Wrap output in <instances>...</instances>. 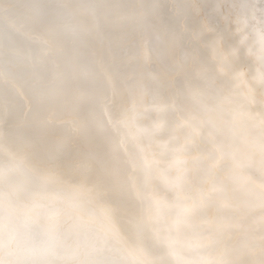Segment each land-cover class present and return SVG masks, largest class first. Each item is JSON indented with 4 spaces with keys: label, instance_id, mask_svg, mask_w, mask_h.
Masks as SVG:
<instances>
[{
    "label": "bare ground",
    "instance_id": "1",
    "mask_svg": "<svg viewBox=\"0 0 264 264\" xmlns=\"http://www.w3.org/2000/svg\"><path fill=\"white\" fill-rule=\"evenodd\" d=\"M0 264H264V0H0Z\"/></svg>",
    "mask_w": 264,
    "mask_h": 264
}]
</instances>
